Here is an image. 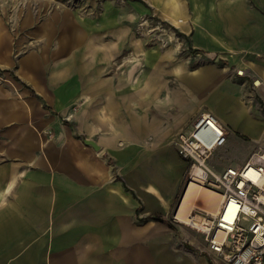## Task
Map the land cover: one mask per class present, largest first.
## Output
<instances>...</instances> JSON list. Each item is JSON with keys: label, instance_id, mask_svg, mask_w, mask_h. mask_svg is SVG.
Wrapping results in <instances>:
<instances>
[{"label": "crops", "instance_id": "1", "mask_svg": "<svg viewBox=\"0 0 264 264\" xmlns=\"http://www.w3.org/2000/svg\"><path fill=\"white\" fill-rule=\"evenodd\" d=\"M55 2L16 47L0 11V264H209L169 226L173 141L202 111L264 141V0ZM151 11L182 46L137 35Z\"/></svg>", "mask_w": 264, "mask_h": 264}, {"label": "built area", "instance_id": "2", "mask_svg": "<svg viewBox=\"0 0 264 264\" xmlns=\"http://www.w3.org/2000/svg\"><path fill=\"white\" fill-rule=\"evenodd\" d=\"M136 31L161 49L182 37L173 23L154 11L140 17ZM227 134L226 127L212 113L202 111L190 132L176 135V151L190 163L186 183L190 169L197 167L203 173V186L220 199L212 217L197 208L192 211L201 218L196 227L183 223L178 214L179 202L172 221L200 233L209 264H264V150L253 152L240 164L213 171L206 159L226 144Z\"/></svg>", "mask_w": 264, "mask_h": 264}, {"label": "rangeland", "instance_id": "3", "mask_svg": "<svg viewBox=\"0 0 264 264\" xmlns=\"http://www.w3.org/2000/svg\"><path fill=\"white\" fill-rule=\"evenodd\" d=\"M45 1L52 2L47 9V11H49L50 7L52 8L53 6L56 5L55 1L57 0L55 1L54 0H0V11L3 12L6 27L12 36L15 47L17 46V40L19 38V33H20L19 31V21H20L19 11H22V9L27 7L29 8L30 11H33L34 13H36L39 11V8L44 5ZM40 9H43V8L41 7ZM40 11L41 13L42 12L44 13L45 10L43 9ZM137 22H136V25H137ZM136 25H135V32L137 33V35L147 41L145 37L138 34V32L136 31ZM147 43L149 45H152L148 41ZM174 44H178L179 46H182L183 37H180V41ZM11 80L12 79L6 77V73L0 70V87L4 84L5 86L9 87L11 91L13 90L15 91ZM258 150H264V141H260V140L250 141L247 137H243L241 135H238L237 133L229 132L227 135L226 144L223 147L217 148L213 153H211L206 159V164L213 171H221L222 169H224L225 167L229 165L242 163L253 152H256ZM189 166H190V163L189 161H187L186 177L180 188L179 197L177 196L176 198L177 200L176 204H178L180 196L182 195V192L184 190V186H185L186 179L188 176ZM197 202L200 205V208L204 207L202 201H197ZM171 215L172 213L170 214V217H169V221H170L169 226L171 230L175 233L176 238L179 239L180 244L185 245V250L186 251L193 250V251H198L203 254H206L205 243L200 233H198L195 229H192L188 226L175 224L172 221Z\"/></svg>", "mask_w": 264, "mask_h": 264}, {"label": "bare ground", "instance_id": "4", "mask_svg": "<svg viewBox=\"0 0 264 264\" xmlns=\"http://www.w3.org/2000/svg\"><path fill=\"white\" fill-rule=\"evenodd\" d=\"M189 175L183 194L179 199L178 214L183 223L196 227L201 218L194 215L192 211L197 208L207 217H212L217 210L220 198L216 193L203 186V173L197 167H192ZM197 201H202L204 207L200 208ZM188 212L191 214L188 215Z\"/></svg>", "mask_w": 264, "mask_h": 264}, {"label": "water", "instance_id": "5", "mask_svg": "<svg viewBox=\"0 0 264 264\" xmlns=\"http://www.w3.org/2000/svg\"><path fill=\"white\" fill-rule=\"evenodd\" d=\"M77 136L82 140L83 143L91 146L93 149L96 150L99 148L93 140L85 138L84 135H82L81 133H77Z\"/></svg>", "mask_w": 264, "mask_h": 264}]
</instances>
